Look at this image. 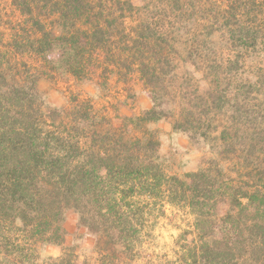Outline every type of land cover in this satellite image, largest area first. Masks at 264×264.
Instances as JSON below:
<instances>
[{
    "label": "rangeland",
    "instance_id": "374dc122",
    "mask_svg": "<svg viewBox=\"0 0 264 264\" xmlns=\"http://www.w3.org/2000/svg\"><path fill=\"white\" fill-rule=\"evenodd\" d=\"M0 101L105 157L127 144L162 175L136 197L126 246L68 209L61 243L38 240L25 264H194L191 175L231 188L217 224L239 211L235 191L264 190V0H0ZM153 109L161 119L138 121Z\"/></svg>",
    "mask_w": 264,
    "mask_h": 264
},
{
    "label": "trees",
    "instance_id": "16d2710c",
    "mask_svg": "<svg viewBox=\"0 0 264 264\" xmlns=\"http://www.w3.org/2000/svg\"><path fill=\"white\" fill-rule=\"evenodd\" d=\"M73 71L79 76L78 69ZM18 115L9 117L0 109V264H25L38 240L61 243L68 209L77 211L80 223L99 240L108 237L114 245L122 240L126 246L139 217L135 199L153 195L162 176L158 165L142 162L127 144H120L125 156L105 157L95 143L82 147L71 130H44L22 111ZM162 116L153 109L138 121ZM140 145L139 138L132 143ZM191 176L190 194L182 192L200 232L190 250L193 263L264 264L263 188L235 191L239 211L217 224L214 202L231 188L209 169ZM19 235L25 241L16 239Z\"/></svg>",
    "mask_w": 264,
    "mask_h": 264
}]
</instances>
